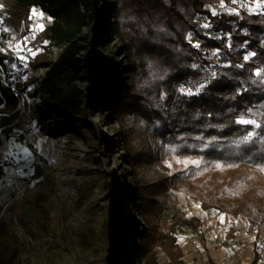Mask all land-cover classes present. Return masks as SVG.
Here are the masks:
<instances>
[{"label": "rangeland", "instance_id": "374dc122", "mask_svg": "<svg viewBox=\"0 0 264 264\" xmlns=\"http://www.w3.org/2000/svg\"><path fill=\"white\" fill-rule=\"evenodd\" d=\"M112 1H95L94 18L75 38L79 45L75 57L85 67L78 85L87 101L78 114L63 111L57 116L53 124L62 132L53 136L45 130L49 121L39 119L37 106L47 102L48 94L42 87V78L48 70L46 62H55L67 45L41 39L40 34L52 23V16L33 7L28 23L23 13L11 12L0 0V52L6 57L1 76L19 94L17 109L20 111L12 123L0 124V264H146L139 257L138 246L141 232L148 224L126 158L123 131L133 127L138 132H147L155 144H160L155 146L159 155L156 154L152 162L168 168L171 173H180L181 178L199 173L205 155L199 154V147L220 149L229 142L227 135L178 131V119L183 116L178 110H172L171 115L166 112L165 120H157L137 110L117 112L112 109L115 94L122 90L127 63L124 42L115 30ZM175 5L191 18V0H176ZM205 7L215 14L242 16V11H246L264 16V0L229 3L218 0ZM193 21L197 29L187 31L185 38L200 56L195 54L188 62L193 70L191 74L172 82L174 103L184 95L199 97L219 75L220 68L230 65L226 59L234 34L217 30L205 13H196ZM204 24L209 27H203ZM233 25L237 30L238 23ZM241 33H247V29L242 28ZM261 43L264 44V37ZM196 44L199 47H195ZM248 44L245 40L237 46L244 51L243 57L248 56L245 61L256 56L250 55L256 52L249 49ZM137 53L141 60L137 77L144 83L158 70V55L145 47ZM21 56L25 59L21 60ZM112 62L116 63V68L111 66ZM258 70L261 75L257 77L264 82V66L255 73ZM181 88L185 92H181ZM189 88L193 92L199 90L198 94H187ZM166 94L164 85L158 94H147L150 106L166 110ZM252 110V117L239 119H255L260 124L264 102ZM196 111L199 113V108ZM163 121L168 122L165 128ZM249 132L256 135L248 140L264 137L259 128L252 125L245 136ZM175 187L173 184L170 190L176 198L167 194L165 203L155 206L151 215L158 234L178 209L187 217L201 219V225H179L173 233L182 248L185 264H208L209 241L212 248H226L230 253L242 242L236 240V225L246 233L242 243L258 245L259 262L264 261V232L258 234L248 218L204 209L199 201ZM209 217H215L218 226L210 230L211 234L206 230L210 237L207 238L204 230ZM155 249L159 264H168L170 258L163 246ZM227 258L224 255L215 261L249 264V260L232 263L227 262Z\"/></svg>", "mask_w": 264, "mask_h": 264}, {"label": "trees", "instance_id": "16d2710c", "mask_svg": "<svg viewBox=\"0 0 264 264\" xmlns=\"http://www.w3.org/2000/svg\"><path fill=\"white\" fill-rule=\"evenodd\" d=\"M95 1L100 0H3L11 12L23 13L28 23L33 7L52 16L53 21L41 32V39L67 45L55 62H46L48 70L42 78V87L48 94L45 98L47 102L37 106L39 119L49 121L45 130L53 136L62 132L53 124L57 116L63 111L78 114L87 101L85 92L78 85L85 67L75 57L79 49L75 38L94 18ZM217 1L191 0V18L179 11L176 0H113L111 3L115 30L124 42L127 58L122 90L115 94L112 109L117 112L137 110L157 120H165V114L171 115L172 110H178L183 114L178 119V131H203L204 134L229 137L228 144L220 149L199 147V154H205L199 173L181 178L180 173H171L168 168L152 162L156 154L159 155V150L147 132H138L133 127L123 131L126 158L133 171L136 192L148 224L141 232L138 246L139 257L146 264H159L155 248L160 245L170 258L168 264H185L182 248L176 243L173 233L179 225L202 224L200 218L187 217L178 209L168 219L163 231L157 233L152 209L162 206L167 194L176 198L170 190L173 184L176 190L199 201L204 209L246 217L257 228L258 234L264 232V137L245 140V133L251 125L237 123L240 117H252L254 106L264 102V82L255 75V70L264 66V44L261 43L264 16L246 11H242V16L214 15L205 5ZM231 1L226 0L228 3ZM198 12L207 14L217 30L234 34V43L226 59L230 65L220 68L219 75L199 97L184 95L174 103L172 82L191 74L193 70L187 64L195 54L200 56L185 38L187 31L197 29L193 16ZM235 22L238 23L237 30L233 28ZM242 28H246L247 33H241ZM245 40L249 41V49L256 52V56L249 61L244 60V51L237 47ZM143 47L155 52L159 60L154 77L144 83L137 77L141 66L137 52ZM5 59L0 52L1 125L12 123L20 115L17 109L19 97L1 76ZM115 64L112 62L111 66L116 68ZM163 85L167 87L166 110L150 106L147 95L158 94ZM96 89L99 90L100 86ZM198 108L199 113L196 111ZM259 122V133L264 136V111ZM167 125L168 122L163 121L162 127ZM254 251L249 264H264V261L259 262L261 254L258 245H255ZM208 264L218 262L209 257Z\"/></svg>", "mask_w": 264, "mask_h": 264}, {"label": "crops", "instance_id": "0c3cea01", "mask_svg": "<svg viewBox=\"0 0 264 264\" xmlns=\"http://www.w3.org/2000/svg\"><path fill=\"white\" fill-rule=\"evenodd\" d=\"M206 223L207 225H205V230L204 232H206V237L207 238H210L208 235H209V232L211 229H214V227L217 225L218 221L216 220L215 217H209V218H206ZM205 223V224H206ZM218 226V225H217ZM235 228L237 229V237H236V240L238 242H240L242 240H244V237L246 235V233L244 234L242 230H239V225H236ZM206 230H209L206 231ZM214 234H217V232L215 230H212ZM211 234V232H210ZM212 238V237H211ZM245 241V240H244ZM239 244V246H234L233 250L229 253H227V249H223V250H216L214 248H212V244L210 243L209 241V246H208V256L213 258L214 260H218L220 259L221 257H224V255H227V262H232V263H236L240 260H249V263L252 261L253 257H254V254H255V244H244L242 243ZM227 253V254H226Z\"/></svg>", "mask_w": 264, "mask_h": 264}, {"label": "snow or ice", "instance_id": "6c2138e0", "mask_svg": "<svg viewBox=\"0 0 264 264\" xmlns=\"http://www.w3.org/2000/svg\"><path fill=\"white\" fill-rule=\"evenodd\" d=\"M213 14L215 15V13H213ZM33 15H35V11L34 10H33ZM203 27L208 28L209 25L208 24H204ZM5 31H7V29H5ZM195 47H199V44H196ZM28 51H30V50H28ZM32 55H35V53H32ZM250 55L251 56H255L256 53L253 52ZM20 59L23 60V59H25V57L24 56H21ZM244 59L247 60L248 59V56H245ZM255 75L256 76H260L261 75V72L258 70V71H256ZM203 87H204V85L201 84L200 85V88H203ZM180 91L181 92H185V89L184 88H181ZM198 91L199 90H197V92H193L192 89L189 88L187 90V94L196 95V94H198ZM237 123L242 124V125H252L255 128H260L261 127V125L259 123H257V121L255 119H244V118H241V119H239L237 121ZM254 135H256V133L249 132L248 135L244 137V139L245 140H248L249 138L253 137ZM197 139H200V137H197ZM191 163L198 164L199 161H191ZM262 170H264V169H262ZM197 207H199V205H197Z\"/></svg>", "mask_w": 264, "mask_h": 264}, {"label": "built area", "instance_id": "2783aa9c", "mask_svg": "<svg viewBox=\"0 0 264 264\" xmlns=\"http://www.w3.org/2000/svg\"><path fill=\"white\" fill-rule=\"evenodd\" d=\"M17 96L19 97V94H17Z\"/></svg>", "mask_w": 264, "mask_h": 264}, {"label": "bare ground", "instance_id": "6f19581e", "mask_svg": "<svg viewBox=\"0 0 264 264\" xmlns=\"http://www.w3.org/2000/svg\"><path fill=\"white\" fill-rule=\"evenodd\" d=\"M135 216V215H134Z\"/></svg>", "mask_w": 264, "mask_h": 264}]
</instances>
